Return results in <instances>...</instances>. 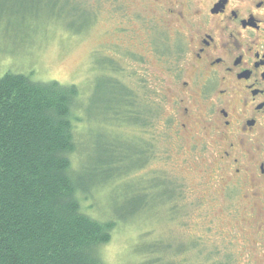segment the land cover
Instances as JSON below:
<instances>
[{"label":"rangeland","instance_id":"rangeland-1","mask_svg":"<svg viewBox=\"0 0 264 264\" xmlns=\"http://www.w3.org/2000/svg\"><path fill=\"white\" fill-rule=\"evenodd\" d=\"M174 1L0 0V76L21 73L80 90L72 175L89 177L98 159L116 148L111 156L121 163L113 167L127 174L91 188L82 202L91 216L118 222L100 249L104 264H144L134 249L159 240L170 247L160 264H264V231L248 216L247 191L224 187L211 160L197 156L198 143L175 142L167 132L164 71L181 33L161 13ZM109 80L127 89L135 111L146 110L150 126L111 120L124 98ZM142 146L150 151L147 162L133 169L143 162L135 154ZM159 181L171 183L173 198L157 205L167 190L157 189ZM131 197L147 210L120 223L114 212Z\"/></svg>","mask_w":264,"mask_h":264},{"label":"trees","instance_id":"trees-1","mask_svg":"<svg viewBox=\"0 0 264 264\" xmlns=\"http://www.w3.org/2000/svg\"><path fill=\"white\" fill-rule=\"evenodd\" d=\"M120 90L122 112L111 120L148 126L146 110L135 111V99L127 89ZM80 100L75 85L38 82L21 73L0 76V264H104L100 249L110 242L118 222L91 216L82 202L91 188L128 170L113 167L121 161L111 156L116 151L112 147L89 177L72 175L75 125L81 121L74 111ZM149 152L144 146L135 152L143 162L133 169L145 165ZM158 183L157 189L167 190L157 205L173 198L171 183ZM123 207L114 212L120 223L147 210L137 209L134 197ZM162 243L141 244L134 252L145 258L144 264H160L170 248Z\"/></svg>","mask_w":264,"mask_h":264},{"label":"flooded vegetation","instance_id":"flooded-vegetation-1","mask_svg":"<svg viewBox=\"0 0 264 264\" xmlns=\"http://www.w3.org/2000/svg\"><path fill=\"white\" fill-rule=\"evenodd\" d=\"M172 6L161 13L181 33L164 71L167 132L175 142L198 143L197 156L211 160L224 187L247 191L248 216L264 231V0H175Z\"/></svg>","mask_w":264,"mask_h":264},{"label":"clouds","instance_id":"clouds-1","mask_svg":"<svg viewBox=\"0 0 264 264\" xmlns=\"http://www.w3.org/2000/svg\"><path fill=\"white\" fill-rule=\"evenodd\" d=\"M230 7H234V5H230ZM253 11H255V9H253ZM260 14H264V8L259 10Z\"/></svg>","mask_w":264,"mask_h":264}]
</instances>
